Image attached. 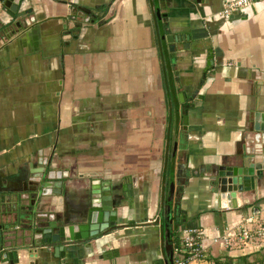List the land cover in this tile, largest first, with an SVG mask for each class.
Returning a JSON list of instances; mask_svg holds the SVG:
<instances>
[{"label": "crops", "instance_id": "1", "mask_svg": "<svg viewBox=\"0 0 264 264\" xmlns=\"http://www.w3.org/2000/svg\"><path fill=\"white\" fill-rule=\"evenodd\" d=\"M224 1L11 5L24 15L13 34L0 35V195L21 192L29 173L42 168L61 177L62 195L51 200V211L77 209L91 182L131 186L114 193L125 198L103 237L68 246L63 258L38 249L28 259L26 249L18 250L17 264H169L164 204L170 170V253L171 232L178 239L182 230L197 229L210 257H242L211 240L243 216L264 214V180L253 192L236 194L234 210H223L207 177L189 176L200 165L239 155L243 145L248 151L253 114L264 116V3L224 20L218 15ZM155 8L164 15L159 22ZM1 10L0 4L5 25L10 17ZM158 26L182 38L172 53ZM142 102L163 107L155 137L128 125L136 128ZM151 112L149 122L156 117ZM177 166L185 178L175 177Z\"/></svg>", "mask_w": 264, "mask_h": 264}, {"label": "water", "instance_id": "2", "mask_svg": "<svg viewBox=\"0 0 264 264\" xmlns=\"http://www.w3.org/2000/svg\"><path fill=\"white\" fill-rule=\"evenodd\" d=\"M20 1L22 0L3 2L2 7L9 17L12 18L16 12V8L11 5H17ZM23 15V12H17L16 18ZM155 15L158 22L164 18L158 8H155ZM158 27L160 41L167 45L168 53H172L174 43L181 41L182 38L167 34L160 26ZM177 98L178 102L182 103V95L177 94ZM182 124H185L184 119ZM251 134L246 139L248 147L250 146L248 151L243 145L242 152L228 161L216 165H200L189 172L191 177H207L210 193L219 209L234 210L235 195L253 192L255 186L264 180V116L257 112L253 114ZM181 169L183 168L176 167L175 177L185 178V172H180ZM59 175L54 172L45 174L42 168L39 172L29 173L28 186L21 192L12 193L5 199L4 195H0L1 260H6L8 264H17L19 259L16 257V251L25 249L28 259L36 257L38 249L51 251L54 258H63L68 246L76 242L87 245L115 227L116 210L121 207L124 191L130 190V185H123L118 189L111 186L107 180L97 181L94 184L91 182L87 199L79 200L77 209L51 211L49 210L51 200L62 195ZM54 179L56 182L51 183ZM119 190L123 194H114ZM172 196L173 174L170 170L168 194L164 204L165 252L169 264L171 253L168 230ZM17 230H24L25 233L19 236ZM23 238H28L29 244L21 243L20 246L18 240L21 241ZM14 245L18 248L11 250Z\"/></svg>", "mask_w": 264, "mask_h": 264}, {"label": "built area", "instance_id": "3", "mask_svg": "<svg viewBox=\"0 0 264 264\" xmlns=\"http://www.w3.org/2000/svg\"><path fill=\"white\" fill-rule=\"evenodd\" d=\"M259 3H264V0H225L218 15L228 20L233 14ZM201 237L200 230H182L177 244L171 251L170 264H215L205 251L206 247L202 244ZM211 243L223 251L238 252L239 256L263 249L264 214L241 217L236 225L228 228L221 236L213 238ZM231 264H236L235 260Z\"/></svg>", "mask_w": 264, "mask_h": 264}, {"label": "rangeland", "instance_id": "4", "mask_svg": "<svg viewBox=\"0 0 264 264\" xmlns=\"http://www.w3.org/2000/svg\"><path fill=\"white\" fill-rule=\"evenodd\" d=\"M139 110L141 113H140V118L138 119V121L136 120V128L134 127L132 123L128 125L131 126L132 129H136L143 133H145L146 131H149L151 132L152 137H155L156 133L161 131L164 125L163 119H161L162 118L161 116L163 115V107L161 106V103L160 102H142L141 109ZM151 111L155 112L156 117L152 120V122H149L150 121L149 119H151L153 115ZM103 140L109 141L107 137L104 138ZM152 142H154V140H152ZM118 150L119 148L116 147V149L112 151L117 152ZM113 155L117 158V155L114 154V152H113ZM98 159L102 160L103 156L102 155L98 156ZM91 160L92 159H89V161Z\"/></svg>", "mask_w": 264, "mask_h": 264}, {"label": "trees", "instance_id": "5", "mask_svg": "<svg viewBox=\"0 0 264 264\" xmlns=\"http://www.w3.org/2000/svg\"><path fill=\"white\" fill-rule=\"evenodd\" d=\"M170 237H171V244L173 245L172 247H174L177 244V235L174 234V232L170 233ZM211 259L213 260V262L215 264H231L232 260L231 258L227 257V256H220V257H211ZM236 264H263L264 263V248L255 252V253H251L242 257L237 258V260H235Z\"/></svg>", "mask_w": 264, "mask_h": 264}, {"label": "flooded vegetation", "instance_id": "6", "mask_svg": "<svg viewBox=\"0 0 264 264\" xmlns=\"http://www.w3.org/2000/svg\"><path fill=\"white\" fill-rule=\"evenodd\" d=\"M3 2H5V0H2L1 3H0L1 4V9L4 11V13H7L5 8L2 7ZM6 17H8V16H6ZM22 17L23 16L16 18V13H15L12 18L8 17L9 18V22L7 24H5V25L2 24L1 25V22H0V35L8 37L11 34H13L16 31V29L19 28L22 25V22H21L22 19H23ZM123 198H125L124 195H123Z\"/></svg>", "mask_w": 264, "mask_h": 264}]
</instances>
